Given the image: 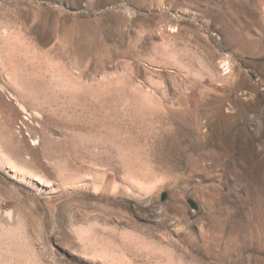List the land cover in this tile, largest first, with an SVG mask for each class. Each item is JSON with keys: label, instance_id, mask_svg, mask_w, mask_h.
<instances>
[{"label": "rangeland", "instance_id": "1", "mask_svg": "<svg viewBox=\"0 0 264 264\" xmlns=\"http://www.w3.org/2000/svg\"><path fill=\"white\" fill-rule=\"evenodd\" d=\"M0 264H264V0H0Z\"/></svg>", "mask_w": 264, "mask_h": 264}]
</instances>
